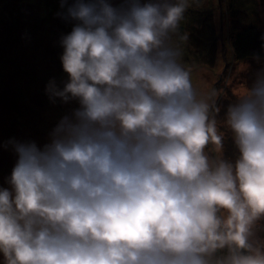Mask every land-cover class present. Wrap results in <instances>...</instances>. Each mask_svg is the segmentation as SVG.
Instances as JSON below:
<instances>
[{
  "label": "clouds",
  "instance_id": "9594fccd",
  "mask_svg": "<svg viewBox=\"0 0 264 264\" xmlns=\"http://www.w3.org/2000/svg\"><path fill=\"white\" fill-rule=\"evenodd\" d=\"M60 5L67 80L45 91L78 107L42 146L8 141L0 264H264V66L227 106L228 158L181 63L192 0Z\"/></svg>",
  "mask_w": 264,
  "mask_h": 264
},
{
  "label": "rangeland",
  "instance_id": "374dc122",
  "mask_svg": "<svg viewBox=\"0 0 264 264\" xmlns=\"http://www.w3.org/2000/svg\"><path fill=\"white\" fill-rule=\"evenodd\" d=\"M205 1L213 7V22L220 39L214 64L207 66L185 45L182 46L181 63L190 70L199 95L208 98L215 90L217 95L213 99L220 109L217 121L225 136L224 154L230 153L233 158L234 150L223 128L224 115L227 106L250 86L252 73L264 66V58L260 64L251 59L235 63L227 41L243 22L246 25L255 23L264 32V0ZM10 2L21 3L23 9L4 7ZM111 2L118 4L120 0ZM0 5L7 13L0 16V187H6V178L17 160L8 141H34L38 146L44 145L59 120L78 104L75 101L65 104L59 98L52 102L45 91L50 80L55 79L61 87L67 80L60 59L63 52L60 39L71 31L74 22L57 15L65 12L67 5L62 9L60 0H0ZM15 100L19 102L14 104ZM21 107L25 109L23 114L10 115ZM260 236L264 238V225H261Z\"/></svg>",
  "mask_w": 264,
  "mask_h": 264
},
{
  "label": "trees",
  "instance_id": "16d2710c",
  "mask_svg": "<svg viewBox=\"0 0 264 264\" xmlns=\"http://www.w3.org/2000/svg\"><path fill=\"white\" fill-rule=\"evenodd\" d=\"M20 4L21 3H18L16 5L15 2H10V4L5 5L4 7H12V9H15V7H19L23 9ZM32 5L35 7L33 3ZM232 6L235 7L233 4ZM4 12V8L0 5V16H4V14H7L6 12ZM213 17V7H211L209 4L207 5V1L192 0V6L187 11L185 20L181 23L180 26L181 33H189V41L187 42V44H185V47H187L193 55L201 57L202 62H205L209 67L214 64L216 58L215 55L219 48L218 42L220 40L219 34H217L215 30ZM241 24L242 26L240 27V29L233 31L232 35L229 38V41H227L228 45L231 48L235 63L243 62L247 59L253 60L254 55H258L260 56V58H264V32L258 29L255 23L246 25V22H243ZM222 45L225 46L223 41ZM13 80H16V77H14ZM30 86L36 88L33 84H31ZM17 102L19 101L15 100L14 104H16ZM23 111H25L24 107H21L20 110L14 109V112H12L10 115L12 116V114H16L20 116L21 114H23ZM223 112L225 111L223 110ZM218 120L219 122H221L220 118ZM219 125L222 129V125ZM231 147L229 144L227 145V149L229 151ZM228 150L226 152H228ZM224 155L230 158V153H226Z\"/></svg>",
  "mask_w": 264,
  "mask_h": 264
}]
</instances>
